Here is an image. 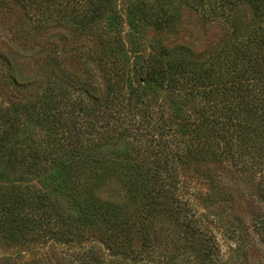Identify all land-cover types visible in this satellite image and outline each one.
Here are the masks:
<instances>
[{
    "label": "trees",
    "instance_id": "1",
    "mask_svg": "<svg viewBox=\"0 0 264 264\" xmlns=\"http://www.w3.org/2000/svg\"><path fill=\"white\" fill-rule=\"evenodd\" d=\"M177 1L227 38L146 51ZM112 182L128 204L100 198ZM239 195L264 242V0H0V246L22 250L0 264H52L23 254L50 243L67 264H224Z\"/></svg>",
    "mask_w": 264,
    "mask_h": 264
},
{
    "label": "rangeland",
    "instance_id": "2",
    "mask_svg": "<svg viewBox=\"0 0 264 264\" xmlns=\"http://www.w3.org/2000/svg\"><path fill=\"white\" fill-rule=\"evenodd\" d=\"M175 22L165 31H157L155 29L148 30L145 36L144 48L149 52L152 46H157L165 41L167 37L175 38L179 43L191 48L195 52H201L209 45L215 47L220 41L227 38L229 28L222 23L207 22L202 14L193 10L191 6L185 2L177 1L174 5ZM250 16V12H247ZM82 44V43H81ZM9 53L11 60L16 57L13 53ZM119 151H124L120 145L116 146ZM228 179L236 178V175L228 172L225 175ZM241 187H246L245 177L241 176ZM98 195L106 202L125 205L129 203L127 191L117 183H108L102 186L98 191ZM218 199L217 196L214 197ZM202 206V205H201ZM226 216L225 222L214 224L213 231L216 234L221 248L223 250L224 264H264V242L261 241L258 234L253 231L251 226V205L248 199L242 195L236 197L234 202V211L237 217H233L232 205L225 204L223 206ZM213 214L218 213L215 211ZM237 219L242 222L239 223ZM237 228V237L230 236L229 227ZM100 250L106 251L104 245L96 244ZM21 249L0 246V257H16L20 254ZM27 257L38 255L50 260L52 264H67L73 260L75 254L71 247L60 244H45L38 246L33 251L23 253ZM110 261V259H108ZM130 263V262H129Z\"/></svg>",
    "mask_w": 264,
    "mask_h": 264
}]
</instances>
